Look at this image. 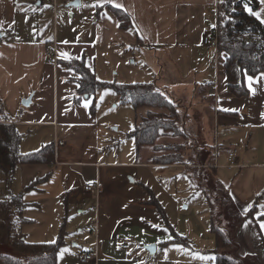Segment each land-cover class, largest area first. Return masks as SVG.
<instances>
[{
    "label": "crops",
    "instance_id": "obj_1",
    "mask_svg": "<svg viewBox=\"0 0 264 264\" xmlns=\"http://www.w3.org/2000/svg\"><path fill=\"white\" fill-rule=\"evenodd\" d=\"M60 1L76 0H0V126L5 123L2 105L10 123L22 134V153L52 143L55 147L52 163L19 165L11 182V168L0 154V201L43 179L37 188L24 194V215L35 220L34 224L21 226L25 239L32 243L54 242L64 227L65 245L57 264H216L219 250L210 230L212 210L208 202L204 210L191 211L189 197L194 195L196 201L198 190L192 195L189 191L173 195L150 177L151 169L191 168L156 161L158 156L154 154L158 150L153 146L138 152L135 139L128 153L118 142L113 144L115 138L92 112L93 97L75 101L79 74L58 63L59 59L84 56L99 80L113 79L101 75L96 64L97 47L130 41L148 44L150 50L176 65L170 68L175 81L154 84L181 105L180 113L185 108L181 114L189 146L194 148L197 144L204 151L211 148L218 152L220 167H213L215 155L205 167L210 166L214 179L228 190L245 217L235 233L237 256L252 257L257 264H264V202L250 214L264 191V72L253 77L251 89L249 76L246 78L250 95L243 98L229 93L221 68L218 74L215 72L214 50L205 46L203 40L217 26L219 0H88L95 8L93 23L97 21L89 42L59 40L56 16ZM80 1L82 6L83 0ZM257 2L255 12L261 13L264 6ZM110 5H120L132 15L134 31L120 29ZM51 19L52 41L45 35L48 29L44 25ZM258 20L261 22L264 17ZM49 49L57 52V61L47 59ZM181 57L189 62L186 71L177 64ZM108 66L111 67L109 62ZM28 100L31 102L26 106L24 102ZM148 111L170 114L167 109L135 110V127ZM166 137L161 136L157 145L162 146L161 150L166 148L168 154L174 144L166 147L160 143ZM231 150H237L238 169L225 167ZM88 182L102 184L97 195L84 193L83 186ZM152 200L159 202L164 215ZM165 218L177 233L189 239V244L163 245L169 235L174 238ZM12 224L0 217V246L10 243ZM149 245H156L154 254L147 249ZM84 252L96 254V260L83 263Z\"/></svg>",
    "mask_w": 264,
    "mask_h": 264
},
{
    "label": "trees",
    "instance_id": "obj_2",
    "mask_svg": "<svg viewBox=\"0 0 264 264\" xmlns=\"http://www.w3.org/2000/svg\"><path fill=\"white\" fill-rule=\"evenodd\" d=\"M234 0L218 1V23L215 29L218 31V44L221 58V69L225 72L227 78V88L231 95L236 98H243L250 95L246 84L248 76L256 77L264 72V47L261 52H257V46L246 42H241L238 37L245 32H260L264 38V25L254 16L249 14L244 4H236V11H231ZM255 6L249 4V7L255 12L258 9V2ZM101 9V8H100ZM110 11L119 21L121 30L134 31L135 25L132 15L125 9L110 5ZM236 20L230 21L229 17ZM3 32L0 31V42L3 40ZM139 39L137 38V42ZM58 63L66 69L75 71L79 74L76 82L79 85L77 90L76 102L85 95L89 98L105 89L112 90L123 104H130L136 111L143 108L167 109L169 115H163L157 112L148 111L142 122L128 133V136L135 139L136 150L139 152L145 146H153L156 150H161L162 146L157 145L159 138L165 134L174 135L181 133L179 122L181 113L180 104L172 101L153 83H131L123 84L117 82H107L98 79L96 72L87 66L86 59L69 58L59 59ZM92 112L96 113V104L93 101ZM1 113L5 118V123L0 126V154L2 161L9 165L11 173L9 182L19 165L50 164L55 159L54 144L44 145L41 149L22 153L20 151V142L22 134L18 128L10 123L7 113L1 105ZM7 118V119H6ZM187 137L185 136V139ZM181 145H173L179 148ZM182 156L173 154L171 156L158 157L156 161L165 164H183ZM43 179H37L28 185L21 193L14 195L10 199L0 201V217L11 210L14 211V221L12 222V232L9 243V253L0 255V264H57L58 254L65 245L66 231L63 227L57 240L49 243H32L25 239L21 232V226L34 224L35 220L25 217L24 211L26 203L24 194L27 190L37 188ZM219 183V182H218ZM220 188L227 195L226 200L233 204V213L221 218V214L212 213L210 230L215 236L216 246L219 250L215 257L216 264H257L252 257L241 259L237 256V246L235 244V233L240 227L245 217L239 212L235 203L232 201L228 190L219 183ZM157 204L164 215V209L159 202L152 200ZM261 202H264V191L257 197L255 205L250 211L253 214ZM166 226L172 231L174 238L165 241L163 245L183 243L189 244V239L181 236L169 223L167 218ZM264 241V236H263ZM233 249V250H232ZM232 250V252H227Z\"/></svg>",
    "mask_w": 264,
    "mask_h": 264
},
{
    "label": "rangeland",
    "instance_id": "obj_3",
    "mask_svg": "<svg viewBox=\"0 0 264 264\" xmlns=\"http://www.w3.org/2000/svg\"><path fill=\"white\" fill-rule=\"evenodd\" d=\"M71 1H60L58 12L56 16L57 23V36L59 35V40H69V41H84L89 42L92 40L95 33L97 21L93 23L95 8L92 7L93 4L88 0H83L82 6H68ZM260 5L264 6V3ZM239 3H246L244 0H240ZM249 8V4H244ZM236 8L235 5H233ZM232 6V7H233ZM261 16L264 17V7ZM230 21H235L236 19L232 16L229 17ZM45 28L47 34H45L48 39L53 40V21L52 19L45 22ZM215 25H213L214 27ZM73 28L79 29V34L73 30ZM76 33V34H75ZM81 37V38H79ZM62 38V39H61ZM90 40H87V39ZM258 46L257 44H255ZM264 47V42L260 44ZM260 46V47H261ZM261 47V48H262ZM98 48V59L96 64L98 65L101 75L103 77H109L113 79H103L106 81H115L117 83H144V82H166L169 79L176 80V76L171 74L170 68L175 67L173 62L168 61L165 57L161 58L158 56L157 52L152 51L148 48V44L138 45L136 42L125 41L121 43H115L112 45H99ZM261 48H257V52H261ZM108 62L111 67L108 66ZM177 64L180 68L185 71L189 68L188 60L181 57L178 59ZM112 68H115L113 71ZM175 74V73H174ZM100 75V76H101ZM156 76V77H155ZM155 85V84H154ZM160 86V85H158ZM96 104V114L104 125L107 133H110L115 140L113 144L118 142L120 146L123 147L126 153L129 152V145H135L133 138L128 136V133L135 128L137 116L135 109L130 104H123L120 102L119 97L109 89L99 91L93 98ZM181 106V105H180ZM182 112H185V108H181ZM181 112V113H182ZM184 115V113H182ZM181 114V120H183V115ZM179 134H166L167 137L160 140L164 146L169 147V144L174 145L180 144L181 147L174 148L172 152H168L166 148L163 150H158L154 155L158 157L171 156L173 154L182 156V163L186 168H191V170L186 171L185 168H167L152 170L150 175L152 180L157 179L161 182L166 189H170L173 195L178 194H189L194 193V190L199 191V196L197 200H193V196L189 197V202H191V211H202L204 210V205L207 202L209 209L215 212V214H221V218L226 215H231L233 213V204L226 200L227 195L224 194L220 185L216 179H214V172L209 167H205L206 164H211L214 158V151L210 148V151H204V147H199L197 144L194 148L189 146V141L185 139V131L183 130V121L179 123ZM133 143V144H132ZM192 149V150H191ZM196 153L199 152V155ZM127 159L129 155H126ZM144 157V156H143ZM194 162V165H191ZM173 190V191H172ZM189 191V192H188ZM202 192V193H200ZM206 199H204L203 196ZM189 196V195H188ZM206 200V203H204ZM198 206V207H195ZM183 210L185 209V204L182 205ZM72 209L69 211V217L71 216ZM14 211H10L5 215H1V218L14 221ZM71 220L69 219V222ZM66 223V222H65ZM9 253V244L0 246V255ZM195 251L191 252L194 254Z\"/></svg>",
    "mask_w": 264,
    "mask_h": 264
},
{
    "label": "built area",
    "instance_id": "obj_4",
    "mask_svg": "<svg viewBox=\"0 0 264 264\" xmlns=\"http://www.w3.org/2000/svg\"><path fill=\"white\" fill-rule=\"evenodd\" d=\"M239 1L240 0H234L233 5L236 6V4ZM244 1L246 3L252 5V6L256 5L254 0H244ZM232 6H231V11L235 12L236 8H234V6L233 7ZM217 7H218V5H217ZM217 22H218V8H217ZM238 40L241 42H246V43H250V44H257L258 48L261 46L260 44L262 42H264L263 34L260 32L242 33L238 37ZM203 43L205 46L214 50L213 67H214L215 72L218 74V71L221 68V58H220V52H219V47H218L219 46V44H218V31L216 29H214L211 33L205 35ZM46 57H47V59H50V60H55V61L58 60L57 52L55 50H50V49L47 50ZM215 92H216V89L214 88L213 93H215ZM217 157H218V152L216 151V153H215V164L213 165V167H220V165L217 162ZM236 158H237V150H231L227 154V163H226L225 167L228 169L240 168V166L237 164ZM101 188H102V184L99 182H88L87 184H85L83 186V191H84V193L97 195ZM96 258H97L96 254L94 255L92 253H87V252L82 253V262L83 263L93 262L96 260Z\"/></svg>",
    "mask_w": 264,
    "mask_h": 264
},
{
    "label": "snow or ice",
    "instance_id": "obj_5",
    "mask_svg": "<svg viewBox=\"0 0 264 264\" xmlns=\"http://www.w3.org/2000/svg\"><path fill=\"white\" fill-rule=\"evenodd\" d=\"M261 3H264V0H261ZM115 6L116 7H120V5H115ZM247 11L249 12V14L256 16L257 19H261L260 13L253 12V10L250 7L247 8ZM261 22L264 23V20H261ZM247 79H248V86L251 89V86H252V83H253V77L249 76ZM84 107L87 108L88 104L86 103L84 105ZM224 110L225 111H230V109H224ZM231 111H236V110L235 109H231ZM152 227H158V226L157 225H152ZM164 231H167V229H165ZM168 239L171 240V239H173V237L171 235H169Z\"/></svg>",
    "mask_w": 264,
    "mask_h": 264
},
{
    "label": "water",
    "instance_id": "obj_6",
    "mask_svg": "<svg viewBox=\"0 0 264 264\" xmlns=\"http://www.w3.org/2000/svg\"><path fill=\"white\" fill-rule=\"evenodd\" d=\"M81 4V1L80 0H76V1H73L71 3H69V6H80ZM86 98H88L89 96L88 95H85ZM30 100H28L27 102L25 101L24 104L27 106L30 104ZM147 249L150 251L151 254H154L155 253V250H156V245H149L147 247Z\"/></svg>",
    "mask_w": 264,
    "mask_h": 264
}]
</instances>
